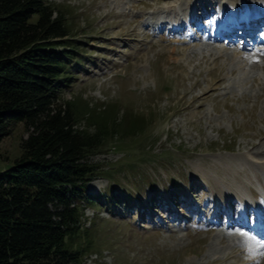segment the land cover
<instances>
[{"label": "rangeland", "instance_id": "obj_1", "mask_svg": "<svg viewBox=\"0 0 264 264\" xmlns=\"http://www.w3.org/2000/svg\"><path fill=\"white\" fill-rule=\"evenodd\" d=\"M51 1L64 10L80 57L69 61L74 74L60 98L114 103L123 120L129 112L146 117L137 134H118L119 147L109 138L90 155L102 169L86 185L96 203L85 204L79 264H264V228L233 224L244 213L252 223V207H264L244 205L246 195L264 190V53L257 41L237 31L205 37L220 22L223 0ZM195 3L209 14L195 12ZM190 9L194 27L173 31L155 22L156 14L169 19ZM190 30L196 38L186 36ZM26 135L20 121L0 140V169L20 156Z\"/></svg>", "mask_w": 264, "mask_h": 264}, {"label": "trees", "instance_id": "obj_2", "mask_svg": "<svg viewBox=\"0 0 264 264\" xmlns=\"http://www.w3.org/2000/svg\"><path fill=\"white\" fill-rule=\"evenodd\" d=\"M76 42L51 0H0V140L17 122L27 130L20 156L0 169V264H79L85 204L96 203L86 185L102 169L90 155L146 122L119 118L114 103L60 98L69 61L80 62Z\"/></svg>", "mask_w": 264, "mask_h": 264}, {"label": "bare ground", "instance_id": "obj_3", "mask_svg": "<svg viewBox=\"0 0 264 264\" xmlns=\"http://www.w3.org/2000/svg\"><path fill=\"white\" fill-rule=\"evenodd\" d=\"M233 2V1H232ZM258 3V4H257ZM257 4V5H256ZM172 5V4H171ZM174 7V6H173ZM196 9H199V12H201V14L203 13V15H208L209 14V10L207 9V8H209V6H206L205 4H197L196 5ZM202 7L204 8L203 10H202ZM172 9V8H171ZM239 11H240V13H241V16H243V18H242V24H241V26L243 27V32H244V34L243 35H248V33L247 32H257V31H259V30H261L262 29V27H264V0H255L254 2H253V4H244V5H240L238 8H237ZM169 11V10H168ZM173 12V11H172ZM187 13H188V11L187 12H183V14H184V19H186V20H188V18H190V20H191V22L193 21V20H196L197 18H198V16H197V14L196 15H194L195 13H192V12H190V15L188 14L187 15ZM170 15V14H169ZM171 18H172V20H174V21H177L176 23L177 24H179L180 22V19L181 18H179V13L176 11V13L174 12V13H171ZM151 18H154V17H151ZM178 18V19H177ZM176 19V20H175ZM190 23V22H189ZM188 24V23H187ZM239 24V22L237 23V25ZM210 27H212L213 29H216V35H217V37H224V34H227L228 36L227 37H229L233 32H235V31H237L238 30V28L235 26V24H229V25H225V28H222V27H219V25L217 24V22L216 21H214V23L213 24H211L210 25ZM217 27H219V28H217ZM239 30H240V28H239ZM240 32V31H239ZM239 32H238V34H239ZM247 33V34H246ZM242 34H240V37H242ZM189 39H194V38H196V35H194L193 33H188L187 35H186ZM264 36V35H263ZM262 36V37H263ZM197 38H198V36H197ZM198 40H199V38H198ZM215 40H216V38H215ZM230 41H231V38L229 39ZM174 41V40H173ZM194 41V40H193ZM262 44H264V43H262ZM262 46V45H261ZM264 46V45H263ZM244 47H245V44H240L239 45V49L237 50V53H235V56H236V58H240L239 60H241L242 61V59H243V56H244V54H245V51H242V49L244 50ZM173 50H175V48L173 49ZM262 52L264 53V49H263V47H262ZM244 53V54H243ZM216 181H217V179H215ZM217 185L219 186V187H221V182H220V180L217 182ZM237 193V195L238 196H242V195H244V191H242V192H240V191H236ZM244 192V193H243ZM262 192L264 193V190L262 189ZM246 195V194H245ZM251 195H252V192H251ZM251 195H246V197L248 198V200L250 201V202H254L253 200H252V197H251ZM256 203V202H255ZM264 210V209H263ZM262 209L261 210H259L260 211V213H264V211H263ZM232 216H230L229 215V218H231ZM259 219V218H258ZM259 222H261V221H259ZM233 224H238L239 226H244L245 225V223L244 222H239V223H237V222H233ZM258 224H260V223H258ZM227 225L229 226V225H231L230 224V221L227 223ZM246 227H248V228H251L249 225H245ZM257 227L258 228H261L259 225H257ZM261 234H264V232H262Z\"/></svg>", "mask_w": 264, "mask_h": 264}, {"label": "snow or ice", "instance_id": "obj_4", "mask_svg": "<svg viewBox=\"0 0 264 264\" xmlns=\"http://www.w3.org/2000/svg\"><path fill=\"white\" fill-rule=\"evenodd\" d=\"M259 246H260L261 248H264V242H259Z\"/></svg>", "mask_w": 264, "mask_h": 264}]
</instances>
